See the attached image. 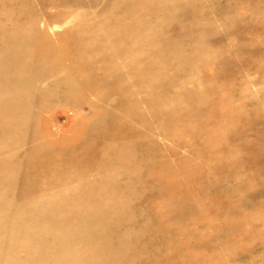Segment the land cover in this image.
Masks as SVG:
<instances>
[{"label": "bare ground", "instance_id": "1", "mask_svg": "<svg viewBox=\"0 0 264 264\" xmlns=\"http://www.w3.org/2000/svg\"><path fill=\"white\" fill-rule=\"evenodd\" d=\"M233 11L229 0H0V264L254 257L264 234L245 240L235 217L264 204V111L221 90L238 86L237 66L260 70L264 24L206 37ZM208 63L215 79L183 81ZM200 220L214 239L171 250L175 223Z\"/></svg>", "mask_w": 264, "mask_h": 264}, {"label": "rangeland", "instance_id": "2", "mask_svg": "<svg viewBox=\"0 0 264 264\" xmlns=\"http://www.w3.org/2000/svg\"><path fill=\"white\" fill-rule=\"evenodd\" d=\"M232 5H234V11L231 14V18L229 23L222 24L216 23L215 31H209L206 37L213 38L216 35H222L223 33L229 31V28L233 29H243V28H260L264 24V6L263 4L264 0H229ZM261 6V7H260ZM52 11H56L57 8L51 9ZM79 11H75L71 16L66 19L63 22H59L55 25L56 30H62L71 24L78 21L80 18ZM218 12L221 14H224V10L220 9ZM70 20L69 22H67ZM67 22V23H66ZM256 37H264V32L262 33H253ZM233 39L236 41H243V38L240 36V34H234ZM247 41V40H246ZM246 41H243L244 43H247ZM249 42V41H248ZM188 45L189 41L186 42ZM250 44V43H249ZM185 45V44H184ZM229 49H232V43L229 41H226V44ZM248 45V44H247ZM251 45V44H250ZM238 59V58H234ZM254 66L260 67L258 69H254L253 67H238L237 70L240 71V75L235 77L236 82L238 83L237 87H231L226 86L221 90L225 95H229L233 98L235 102H238L241 104L243 102V110H250L255 114L256 112H263L264 111V57L259 58L255 57L253 59ZM217 76L216 69L213 67L212 64H206L203 66L202 70H197L192 73H187L182 75L183 81L189 86H202L204 81H211L212 79H215ZM241 83V84H240ZM253 84V85H252ZM242 90L244 92H242ZM259 91V92H258ZM240 92V93H239ZM255 94V97L250 99L248 98L249 94ZM244 95V96H243ZM244 100V101H242ZM242 105V104H241ZM65 113V112H64ZM62 113L61 115V121H70L69 116L70 113L66 112V114ZM185 152V150H184ZM187 153V152H186ZM19 156L25 157V155L20 154ZM252 160L248 159L246 164V169H249L252 166ZM220 182L223 183V188L225 192H232L234 189L231 187L232 184L225 183L222 178L217 176ZM225 183V184H224ZM236 196L239 198V196L242 195V191H236L234 190ZM227 196V195H225ZM255 200V199H254ZM142 200V204L146 206V202ZM255 213L253 215H249L245 218L242 217V215H237L235 217V220L241 221V225L243 229L245 230L244 237H246L245 240L253 241L251 238H249L250 230L255 229L259 232H262L264 234V204L263 200L260 198L256 200L255 204ZM151 215H153L155 212L153 209L149 211ZM155 221H153L154 223ZM216 220L213 221L215 223ZM155 224V223H154ZM175 233L176 235H173L175 244L170 248L171 250H174L176 246L178 245H186L189 242L193 241H203V240H213L214 239V230H213V224H206L203 220L197 221L192 225L184 223H175ZM170 234V233H165ZM173 234V233H172ZM255 238V237H254ZM255 241L258 243V238L255 239ZM188 253H191V250L187 251ZM261 252H264V246L258 247L255 251L254 257L245 256L239 260L241 262L248 264L250 259H253L254 264H263L262 258H261ZM248 257V258H247ZM149 264L148 259L142 258L139 261V264ZM233 264H237L236 262Z\"/></svg>", "mask_w": 264, "mask_h": 264}]
</instances>
